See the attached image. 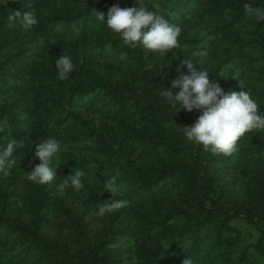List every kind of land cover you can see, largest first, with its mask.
I'll return each mask as SVG.
<instances>
[{"label": "trees", "instance_id": "obj_1", "mask_svg": "<svg viewBox=\"0 0 264 264\" xmlns=\"http://www.w3.org/2000/svg\"><path fill=\"white\" fill-rule=\"evenodd\" d=\"M194 1L174 11L161 5L168 23L184 20ZM206 2L210 31L192 35L198 47L184 57L197 62L206 52L209 79H219L227 93L248 91L264 115V22L241 11L262 0ZM114 5L137 6L135 0H0V152L10 140L18 145L15 164L0 166V264H183L189 256L194 264H264V131L246 134L228 156L189 142L182 128L202 113L179 112L163 102L159 87L142 84L170 87L182 61L167 67L174 50L161 56L125 47L96 19V12L107 18ZM30 10L54 40L8 21L19 13V23ZM88 44L98 54L81 53ZM243 44L254 46L252 53ZM64 54L74 71L60 80L55 60ZM250 62L240 85L221 74ZM50 136L61 144L57 171L53 183L38 185L28 173L39 164L36 145ZM78 170L84 187L61 191L63 179ZM111 177L123 194L117 198L130 204L101 217ZM232 220L256 231L252 251L239 250L234 238L231 249L222 238H229Z\"/></svg>", "mask_w": 264, "mask_h": 264}, {"label": "clouds", "instance_id": "obj_2", "mask_svg": "<svg viewBox=\"0 0 264 264\" xmlns=\"http://www.w3.org/2000/svg\"><path fill=\"white\" fill-rule=\"evenodd\" d=\"M138 7L121 8L114 5L109 8L107 18L103 13H97V21L104 24L114 35L118 36L125 47H140L152 54L164 56L172 50L180 48L179 37L182 33L180 23H168L163 17L149 11L154 7L145 3V0H135ZM241 11L249 20L257 23L264 22V0L259 7H253L251 3H244ZM19 13H12L8 21L19 26L22 31H31L39 23V18L34 11H29L19 19ZM147 29L146 31H144ZM206 56V52H201ZM123 60L124 57L122 56ZM186 67L188 74H182ZM166 68V67H164ZM159 70L162 75V69ZM55 71L60 80H66L74 71L71 57L63 55L55 60ZM178 77L171 82L170 87L160 84L159 94L163 102L172 108H179V112L200 111L202 114L196 123L190 127H183V134L189 142L202 145L207 151L214 155H231L237 149V144L242 137L253 131H264V115H260V105L251 94L246 92H225L219 84V79L210 80L209 71L195 67L190 61H184L177 69ZM164 76L167 73L163 74ZM178 91H174L177 90ZM18 145L15 139L6 143V148L0 152V166L7 164L11 167L15 164L14 152ZM61 144L57 139L50 136L47 140L35 147V157L39 164L28 173V179L38 185H49L53 183L56 171L53 161L59 159ZM83 171H75L73 175L63 179L59 185L61 191L71 187L80 191L83 187ZM111 198L103 202L98 208L97 214L103 217L105 214L114 213L129 206L127 199L117 198L122 196L119 184L114 177L105 185ZM183 264H194L193 259L183 261Z\"/></svg>", "mask_w": 264, "mask_h": 264}, {"label": "rangeland", "instance_id": "obj_3", "mask_svg": "<svg viewBox=\"0 0 264 264\" xmlns=\"http://www.w3.org/2000/svg\"><path fill=\"white\" fill-rule=\"evenodd\" d=\"M37 2L39 1V3L44 2L45 0H29V2ZM187 1V0H186ZM201 3L200 5L198 4V0L190 3L188 6L190 7L189 10L187 12H185L184 15H186L183 19L178 18L175 22L173 23H180L182 25V33L181 36L179 37V43H180V48L175 49L173 54H171V61L170 63H168V66L173 65V63H177V61H182L179 64V67H175L176 71L178 68H180L181 64L184 61H189L184 57V54L186 52L191 51L192 49L197 48L198 46L195 44V42H193V40H191L192 35H195L197 32H203L206 33V31H210L211 25L209 23V21L204 19L205 16V11H207L209 14L212 15V9L208 10L209 5L207 4V0H200ZM183 2V0H168V4H166L167 2H165L164 0H145L146 4L149 5H153L154 7H149V11L155 13L156 15H159L161 17H163V19L167 22H169V19L167 18L168 16L166 14L163 13V9H161V5H163L164 7H166L167 9L170 8L172 9L171 11H174L176 7H178L181 3ZM32 4H30L31 6ZM138 7L139 5L136 4ZM78 9H73L72 11H76ZM194 10V11H193ZM36 28H38L40 30V33L45 35L47 37V41L49 39L54 40V34H48L47 31L45 29H43L40 25H36ZM219 27V25H218ZM184 30H187V32H184ZM185 35V36H184ZM182 39V42H181ZM47 43V42H46ZM46 43H43L44 46H46ZM243 48L247 51V53H250L252 51V49H254V46H247L243 44ZM84 51H93L96 54H98L97 48H95V46L88 44V48H86L85 46H81L80 45V52L83 53ZM252 53V52H251ZM255 57V56H254ZM191 62V61H190ZM199 62H200V67L202 69H206L208 70V68H206V64L213 66L211 63L208 64L207 62V55L203 56V58H201L200 60H198L197 62H191L195 67H197V69L199 68ZM251 63V64H250ZM247 63L246 66H244L241 70L240 69H234L232 71L231 67H227L225 69H223L222 71V75H224V77L226 79H228V81L230 82H237L238 85H240L241 81L239 82V75L242 71L244 70H248L249 66H252V62ZM174 66V65H173ZM114 70L113 73H115L116 69L111 67ZM178 72H175V74ZM182 74H188V70L186 67H184L182 69ZM178 75V74H177ZM245 77L248 79V74L246 72ZM142 84L143 86H146L148 88H150L151 90H154L155 87H160V83L157 81H154L153 83H151L148 79L142 80ZM106 100L102 101V103H105ZM258 104L260 105V103L258 102ZM261 107V105H260ZM186 125L188 127L189 124ZM186 126V127H187ZM140 126H138L139 128ZM155 139V138H154ZM151 144L149 143L146 148L144 149L145 151H147L146 153H148L149 151L152 150L151 148ZM234 171L233 170L231 173L234 176ZM223 176H225L226 178L230 179V174L229 173H225L223 174ZM95 226L98 225H93L90 226L91 228H95ZM228 228L230 230L227 231V236L229 238H226L224 236H222V238H225L229 243H230V247L231 249L234 248V246H236L235 241L233 240V238L237 241V243L239 244L238 249L239 250H245L248 249L249 251H252V244L255 242L256 238H257V234L256 231L248 224H246L244 221H239V220H232L228 223Z\"/></svg>", "mask_w": 264, "mask_h": 264}]
</instances>
